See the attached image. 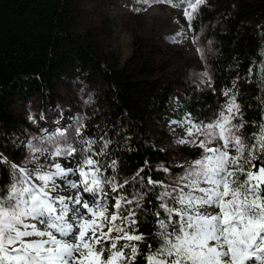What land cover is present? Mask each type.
Returning <instances> with one entry per match:
<instances>
[{
	"label": "snow or ice",
	"instance_id": "snow-or-ice-1",
	"mask_svg": "<svg viewBox=\"0 0 264 264\" xmlns=\"http://www.w3.org/2000/svg\"><path fill=\"white\" fill-rule=\"evenodd\" d=\"M137 3V12L181 10L188 29L169 42L192 32L199 44L192 21L207 0ZM192 78L195 91L213 85L208 65ZM238 80L221 88L224 99L207 117L185 111L169 121L184 131L176 143L200 152L179 172L158 166L166 178L142 176L147 160L122 176L111 139L86 136L82 120L71 132L21 141L28 155L19 164L0 153L9 177L0 179V264H264V45L248 66L251 88L242 92Z\"/></svg>",
	"mask_w": 264,
	"mask_h": 264
},
{
	"label": "trees",
	"instance_id": "trees-1",
	"mask_svg": "<svg viewBox=\"0 0 264 264\" xmlns=\"http://www.w3.org/2000/svg\"><path fill=\"white\" fill-rule=\"evenodd\" d=\"M77 1L0 0V135L11 133L18 124L8 108L15 93L29 90L55 102L59 88L78 81L88 101L85 135L99 140L107 134L112 141L108 152L115 149L122 176L130 177L147 160L153 171L145 167L141 175L162 179L165 175L155 170L158 166L178 168L169 164L161 146L160 126L183 117L185 111L207 117L224 99L221 88L231 87L237 77L242 92L251 88L245 76L264 45V0L242 2L212 30L216 46L208 63L213 85L199 91L196 86L178 91L183 82L166 72L155 50L136 47L120 66L92 33L77 32ZM199 12V20H194L197 29L215 21L208 8ZM186 151L193 157L200 149ZM8 178L0 172V179Z\"/></svg>",
	"mask_w": 264,
	"mask_h": 264
},
{
	"label": "rangeland",
	"instance_id": "rangeland-1",
	"mask_svg": "<svg viewBox=\"0 0 264 264\" xmlns=\"http://www.w3.org/2000/svg\"><path fill=\"white\" fill-rule=\"evenodd\" d=\"M244 1L250 0H207V4L201 7L208 8L214 14L215 21L202 25L199 29L194 20L192 21L193 28L197 30L195 35L199 36V44L192 42V32H188L181 42H169L168 38L180 31L181 26L185 30L188 29L181 10L166 4H155L146 11L137 12L136 9L141 7L137 0H78L76 29L81 34L92 33L104 50L114 53L120 66L125 65L136 47L149 53L155 50L159 63L165 67L166 72L172 78L183 82L184 85L178 87V91H181L184 86L199 84L198 80L193 83L192 73L202 72L206 65L209 66V54L216 46L211 37L212 30L221 26L232 10ZM177 19L179 23L175 22ZM198 47L203 49L206 61L201 60L197 52ZM209 71L211 73L210 66ZM199 87L210 88L206 85ZM83 94V84L78 81L69 83L67 88H59L55 102H50L37 92L29 90L15 93L8 108L18 124L11 133L0 135V151L9 161L19 164L28 155V148L21 141L53 135L58 130L71 132L78 120H82L86 126V121L89 122L88 104L85 103ZM30 116L35 117V123L29 119ZM182 118L175 117L172 120ZM158 132L161 146L171 166L177 167L184 160L192 158L186 151L192 147L176 143V140L184 135L182 128L167 124L160 126ZM60 162L65 163L63 160ZM65 167L71 165L65 163ZM172 171L179 172L180 169ZM164 175L166 178L165 173ZM65 194L75 193L66 191Z\"/></svg>",
	"mask_w": 264,
	"mask_h": 264
}]
</instances>
